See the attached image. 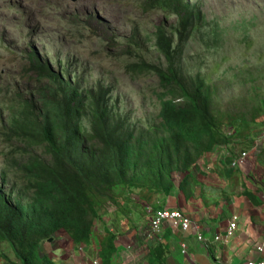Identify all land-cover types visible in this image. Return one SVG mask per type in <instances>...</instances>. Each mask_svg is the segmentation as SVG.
<instances>
[{"label": "trees", "instance_id": "trees-1", "mask_svg": "<svg viewBox=\"0 0 264 264\" xmlns=\"http://www.w3.org/2000/svg\"><path fill=\"white\" fill-rule=\"evenodd\" d=\"M177 27L172 41L164 25L158 27L166 66H129L159 81L160 123L153 126L134 127L117 118L109 93L90 89L66 71L42 62L26 68L38 88L28 97L15 96L19 113L0 131L10 147L8 168L0 171V245H10L17 264H54L41 252L43 242L64 231L77 244L89 243L101 205L118 206L135 189L168 194L175 172L189 171L202 155L231 142L234 133H224L215 106L218 86L185 73L180 64L195 27L193 14ZM261 116L264 100L250 113L259 125ZM150 253L151 264H168L166 244L155 243ZM100 255L102 264H112V252L103 248Z\"/></svg>", "mask_w": 264, "mask_h": 264}, {"label": "rangeland", "instance_id": "rangeland-1", "mask_svg": "<svg viewBox=\"0 0 264 264\" xmlns=\"http://www.w3.org/2000/svg\"><path fill=\"white\" fill-rule=\"evenodd\" d=\"M190 14L195 27L179 55L183 71L218 86L215 106L224 131L234 136L244 119L260 133L264 116L259 125L250 113L264 100V0H0V131L19 113L15 96L28 97L38 88L26 68L41 62L109 93L116 117L134 127L159 124L158 79L129 66H166L158 27L164 25L172 41L181 18ZM9 150L0 137V171L8 168ZM136 209L135 222L148 233L144 243L154 245L155 208Z\"/></svg>", "mask_w": 264, "mask_h": 264}, {"label": "crops", "instance_id": "crops-1", "mask_svg": "<svg viewBox=\"0 0 264 264\" xmlns=\"http://www.w3.org/2000/svg\"><path fill=\"white\" fill-rule=\"evenodd\" d=\"M256 128L240 126L231 142L202 155L189 171L175 172L168 194L135 189L118 206L101 205V217L89 243L77 244L62 231L43 242L41 252L54 264H90L91 257L105 248L112 252V264H151L152 244L145 245L148 233L135 219L140 218L136 208L152 206L154 211L165 207L182 210L205 237L199 240L195 230L183 233L165 225L161 242L168 246V264H248L250 259L260 258L255 245L264 240V128L260 133ZM242 150L248 151L246 162L233 167L231 160ZM233 216H237V229L231 242H215L214 234L224 230ZM18 262L10 245L1 244L0 264Z\"/></svg>", "mask_w": 264, "mask_h": 264}, {"label": "built area", "instance_id": "built-area-1", "mask_svg": "<svg viewBox=\"0 0 264 264\" xmlns=\"http://www.w3.org/2000/svg\"><path fill=\"white\" fill-rule=\"evenodd\" d=\"M233 132L228 131V134H232ZM264 137V131L262 133ZM228 154V152H226ZM248 157V151L242 150L240 151L232 160L231 165L233 167H242L246 162ZM170 225L173 228L180 230L183 233H188L191 230H195L198 232V239L204 240V234L199 232V228L196 224L193 223L190 216L185 214L180 209L173 208H158L154 211L153 216L151 218V236L157 237V241L161 240L164 234L165 225ZM237 229V216H233L229 221L228 225L224 230L216 232L213 236L215 242H221L224 244H228L231 242L235 235V231ZM183 250L186 251V245H183ZM256 251L260 254V258L250 259L248 264H264V240L258 242L255 245ZM92 264H102L99 253L93 259ZM219 264V263H214Z\"/></svg>", "mask_w": 264, "mask_h": 264}, {"label": "clouds", "instance_id": "clouds-1", "mask_svg": "<svg viewBox=\"0 0 264 264\" xmlns=\"http://www.w3.org/2000/svg\"><path fill=\"white\" fill-rule=\"evenodd\" d=\"M223 131H224V130H223ZM224 133H225V131H224ZM81 247H84V246H81ZM99 255H100V253H99ZM100 258H101V256H100ZM101 262H102V260H101ZM90 264H92V262H91Z\"/></svg>", "mask_w": 264, "mask_h": 264}]
</instances>
